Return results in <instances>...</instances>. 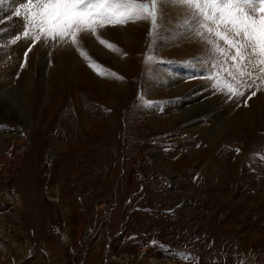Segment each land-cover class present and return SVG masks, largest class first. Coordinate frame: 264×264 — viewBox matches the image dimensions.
<instances>
[{
    "label": "rangeland",
    "instance_id": "rangeland-1",
    "mask_svg": "<svg viewBox=\"0 0 264 264\" xmlns=\"http://www.w3.org/2000/svg\"><path fill=\"white\" fill-rule=\"evenodd\" d=\"M163 5L154 33L150 18L126 24L146 25L137 27L141 49L128 55L132 70L122 75L90 45L100 44L89 34L75 46L43 36L12 44L23 20L0 28V264H264V124L255 125L252 134L247 132L253 127L240 124V132L236 125L225 126L216 135L214 140L222 142L213 155H222L225 164L216 163L218 158L203 161L201 155H211L209 143L186 133V124L176 121L158 132L144 124L151 112L169 117L181 106L182 99L165 93L170 86L157 80L159 67L216 94L234 112L253 105L256 96L261 98L255 102L264 101V73L241 76L230 67L234 51H215L219 44L227 52V45L204 27L194 33L189 14L178 21ZM116 27L121 26L97 31L121 50L115 34L104 33ZM10 29L11 39L3 40ZM181 33L199 38L203 48L177 45ZM77 47L101 67H89ZM43 53L46 74H35L26 91L21 70L35 68ZM60 65L68 67L59 84H74L86 71L95 90L70 84L61 92L56 87ZM229 68L236 80L225 71ZM102 69L116 75L99 76ZM209 72L212 82L231 83L244 96L230 98L213 89ZM114 79L127 87V96L112 97V107L103 105L97 91L110 90ZM59 97L63 102L57 105ZM50 101L52 112L45 108ZM91 116L105 119L102 134L87 139L85 150L73 147L78 120ZM197 118L207 123L204 116ZM154 149L168 167L154 159ZM224 165L228 178L220 176Z\"/></svg>",
    "mask_w": 264,
    "mask_h": 264
},
{
    "label": "snow or ice",
    "instance_id": "snow-or-ice-1",
    "mask_svg": "<svg viewBox=\"0 0 264 264\" xmlns=\"http://www.w3.org/2000/svg\"><path fill=\"white\" fill-rule=\"evenodd\" d=\"M162 3H177L187 8L190 30L194 33L198 28L204 27L220 41H224L228 51L225 52L219 44L215 51L224 55L234 51L231 55L234 63L230 67H235L241 76H252L257 70L264 73V0H150V3L141 0H13L14 8L10 15L0 17V22L14 18L23 20L22 30L11 39L12 44L21 39L39 41L43 36L45 39L59 40L75 46L86 33L100 45L116 52L117 47L101 38L97 30L108 25L122 26L150 18L154 33L159 5ZM31 50L30 46L27 51ZM76 51L81 57L90 60L89 67L93 70L101 67L91 62L89 54L79 47ZM154 59L155 57L147 58ZM225 71L236 80L230 68ZM97 74L102 77L116 75L106 69ZM208 79L213 89L230 94V98L244 96V92L231 83L222 85L218 79L212 82L210 72ZM255 94L252 93L253 96ZM180 255L185 258L184 254Z\"/></svg>",
    "mask_w": 264,
    "mask_h": 264
},
{
    "label": "bare ground",
    "instance_id": "bare-ground-1",
    "mask_svg": "<svg viewBox=\"0 0 264 264\" xmlns=\"http://www.w3.org/2000/svg\"><path fill=\"white\" fill-rule=\"evenodd\" d=\"M163 4L165 5V3H162L159 6H161ZM10 5L12 6V8L14 7L13 0H0V17H8L10 15V13L12 11V9L11 10L9 9ZM172 6H174V7H172ZM159 8H161V7H159ZM166 8L169 10L168 11L169 13L174 15L175 19H179L178 21H180L183 17H187V15H188V10L186 8L184 9V8H182L176 4L174 5V4L166 3ZM138 23H140L139 24L140 27H144V25H146L144 21H139ZM18 24H19L18 18L9 19V20H5L4 22H0V28H2V27H6V28L16 27V25H18ZM139 25H136V24H135V26L134 25H126V26L116 27V28H113L110 30H104V33L112 34L113 35L112 37H114V34H115V39L118 40L120 45H122L121 46L122 49L121 50L118 49V51H116V52L106 50L104 47L102 48L100 45L96 44L94 41L93 42L90 41V45L93 46V48L96 51H98L102 56L104 55L113 66L118 68L117 73H119V75H122V73L125 74V72L127 70H129L130 72L132 70L131 69V63H130L131 57L129 59L128 55L134 57L133 54L140 52V49H141L139 47L141 44V41L139 39L140 38V35H139L140 29L137 28V27H139ZM9 31H10V33H9ZM9 31L3 33V35H2L3 40L8 41L11 39V37H12L11 29ZM177 32H179V31H177ZM107 36H109V35H107ZM177 39H178L177 45L179 44L180 46H186V47L191 48L192 50L195 48H197V49L203 48V42L199 41V38L195 37L194 39L191 38L189 40L187 33L186 34L181 33ZM23 46H25V45H22V47ZM35 51H38V50L35 48L32 52H35ZM15 52H16V48H15ZM46 60H47L46 53L45 54L43 53L41 55L40 62L36 63L35 68L31 67L32 68L31 69V68L27 67V69L21 70L22 73L20 74L19 81H22L26 91H29L28 89L30 88V86L33 85L32 80L35 77V74H37V73H39L40 75L46 74V70H45V67H46L45 64H47ZM54 64H56V63H54ZM67 67L68 66H66V65H63V66L60 65V67L58 66L59 72H58V74L56 73L57 77H58L57 78L58 84L62 80V78L64 77V74L67 73ZM124 70H126V71L124 72ZM158 72L160 75H159V77H157L158 78L157 80L162 79L163 82H165L167 85L170 86V88L168 90H166L165 93H167V94L172 93L175 96H177V98L180 97L182 99L181 103H180L181 106H179L178 109H176V113L173 112V115H171L169 117L168 116L158 117L153 112H151L150 114L146 115V117H145L146 123H144V124L147 125L148 127L152 128V130L157 131V132L161 128V126H164V127L165 126H168V127L176 126V124L175 125L173 124L176 121H179L182 125L186 124L185 126H189V129H186V133L192 132L193 134H198L203 140H205V141H207V143H209L206 147H208L210 149L211 155L207 154V155H204V157H203V155H201L203 161L213 162L214 160H216V158H218L219 160H216V163H218V161L222 164L226 163V160H225V158L223 159L222 155L219 157H216V158L213 155L216 148H218L222 142V141H219L218 139H216V140H214V139H215L216 135L225 126L234 127L236 125L237 126L236 130H238L240 132V128L238 125L244 124V125L249 126L251 128L253 127L251 131L247 132V133L252 134L254 132L255 125H257V124L263 125L264 124V101H260L259 103L255 102L256 99L261 98V97L256 96V98H254L252 101V102H254L253 105H248V106L242 105L238 112H234L233 111L234 109L230 110L227 107V105H225V103L221 102L222 99H220V97L217 96L216 94H212L210 92H204L202 90H199V87L197 85H194L193 82L187 83L182 79V77L181 78L174 77L173 74L168 73L167 70H165L164 68L159 67ZM85 73H86V71L82 72V74H80L79 80H76L77 82H75L74 84H72V82L68 83L67 85L61 83L59 85H56V87L57 88L59 87L60 89H62L61 92H65V93L67 90H70V89H68V85H70V84L72 87H75L76 89H79V90H85V91H86V89L87 90H93V89L95 90L94 84H92L93 81L85 78V76H84ZM126 74H128V71ZM131 75L132 74L130 73L129 76L128 75H126V76L132 77ZM109 88H110V90H108L106 88H102V87L100 90H98L96 88L98 90L97 96L102 98V104L103 105L104 104L108 105V106L110 105L112 107L114 104L112 97H114V100H115L116 99L115 97L120 98L123 96L125 97V95L127 96V92H128L127 87L123 83L122 84L117 83L115 81V79L112 80V83H111V85H109ZM89 92H91V91H89ZM94 93L96 94V91ZM42 94H44V92H42ZM41 96H43V95H41ZM263 99H264V96H263ZM258 100H260V99H258ZM62 102H63V99H61V97H59V99L55 98V104L58 105ZM45 106H46L45 108H47V110H49L51 112L55 108L53 102H51V101L48 104H46ZM256 113H260V115H257ZM79 115H81V114H79ZM113 116H114L113 112L111 114L108 113V116L106 117V119L108 121H111ZM201 116H204V118H206V120H207L206 124L199 122L200 119H198L197 117H201ZM94 117H95V119H94ZM96 117L97 116H91L89 118H87V117L83 118L82 120L80 119V121L78 120L77 125H79L80 129H79V131L72 132V134H71V136H73V138H75L74 141L71 140L73 147L83 148L85 150V149L89 148L88 147L89 143L87 142L88 141L87 139L93 138L92 135L94 133L95 134L101 133V131L103 130L102 129L103 128L102 123L104 122L103 120H105V119L103 117H102V119L101 118L99 119ZM67 124H69V123H67ZM238 131L235 132V134H239ZM256 131H257V129H256ZM104 133H106V132H104ZM141 136L143 137V134ZM152 151H153V157L155 160H157L158 164H160V166H163L165 168L168 167L169 163L167 162V164H165V161L162 158L163 157L162 154H160V152H158V150H155V149ZM196 153H198V152H196ZM194 155H196L195 151H194ZM241 155L242 154L235 157L237 159V163L239 161H241L240 160ZM189 160H191L190 157H189ZM216 163H214V164L216 165ZM216 167H217V165L215 166V168ZM222 167L223 168L220 167L221 170L219 169L220 170V176L226 175L225 177L228 178V176H227L228 170L226 171L227 166L224 165Z\"/></svg>",
    "mask_w": 264,
    "mask_h": 264
}]
</instances>
